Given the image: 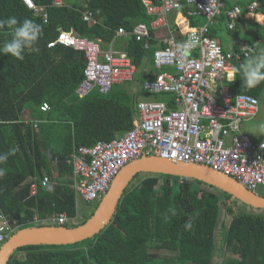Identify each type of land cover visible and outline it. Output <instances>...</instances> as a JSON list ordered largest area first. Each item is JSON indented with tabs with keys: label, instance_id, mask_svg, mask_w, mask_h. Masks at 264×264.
<instances>
[{
	"label": "trees",
	"instance_id": "obj_1",
	"mask_svg": "<svg viewBox=\"0 0 264 264\" xmlns=\"http://www.w3.org/2000/svg\"><path fill=\"white\" fill-rule=\"evenodd\" d=\"M31 1L47 14L45 23L21 0H0V19L27 18L43 29L35 45L39 51L25 49L23 61L0 53V153L17 148L0 165L6 170L0 178V214L17 230L44 225L33 219L52 214L75 218L73 173L64 157L73 147H90L130 130L134 116L131 99L114 90H93L79 98L75 91L83 80V54L61 46L47 48L48 43L59 30L99 41L102 49L113 41L136 68L151 52L133 35L116 37L120 28L130 34L138 23L150 22L143 0H62L59 7L55 0ZM87 13L96 24L83 21ZM10 38L11 29H0V46ZM235 76L233 95L262 100L264 82L247 88ZM43 103L48 110L40 111ZM44 175L49 176L51 192L41 186ZM33 184L36 192L31 195ZM238 204L202 182L150 174L124 191L109 225L94 237L67 246H25L14 251L7 264H213L221 212L229 219L219 225L221 247L231 255L221 264H264V210L246 206L252 210L246 212ZM91 214L67 226H79ZM189 219L193 227L185 230Z\"/></svg>",
	"mask_w": 264,
	"mask_h": 264
},
{
	"label": "built area",
	"instance_id": "obj_2",
	"mask_svg": "<svg viewBox=\"0 0 264 264\" xmlns=\"http://www.w3.org/2000/svg\"><path fill=\"white\" fill-rule=\"evenodd\" d=\"M34 15L47 14L31 0H21ZM147 16L152 17L155 30L168 27L170 13L187 7L188 16H201L205 23L187 30L186 39L197 38V45L185 59L183 67L175 54L176 41L169 35L162 47L152 55L156 74L144 80L142 88L150 94L173 95L174 108L159 101L138 104V119L134 128L110 142H97L92 147H79L64 157L72 168V189L76 202L98 204L106 195L119 172L141 157L154 156L169 162L201 165L221 173L243 186L252 194H264V135L260 140L242 133V125L253 121L259 113V99L247 94L232 95L224 81L233 66H241L247 57L257 51L258 43H242L237 50L224 51L218 41L210 37V30L222 14L232 30L243 11L254 12L256 3L247 7L237 5L226 8L224 0H159L142 1ZM59 7L62 0H55ZM91 21V14L83 17ZM118 35L125 31L119 29ZM136 42L149 39L144 25L132 31ZM185 39V40H186ZM61 46L83 54L85 68L83 80L75 93L84 98L91 91L107 94L114 85L130 82L136 67L125 53L102 51L97 41L87 40L70 31L59 30L47 48ZM147 46V45H146ZM171 67L172 72L164 70ZM43 103L40 111L48 110ZM57 159L53 164L56 165ZM49 182L44 175L41 186ZM36 186H31V195ZM73 219L65 213L49 218L46 224L67 226ZM36 218L33 223H45ZM16 227L0 214V245Z\"/></svg>",
	"mask_w": 264,
	"mask_h": 264
},
{
	"label": "water",
	"instance_id": "obj_3",
	"mask_svg": "<svg viewBox=\"0 0 264 264\" xmlns=\"http://www.w3.org/2000/svg\"><path fill=\"white\" fill-rule=\"evenodd\" d=\"M167 175L196 180L225 193L239 203L255 210H264V196L252 194L235 180L201 165L169 162L154 156H144L129 163L114 178L106 195L92 215L76 227L35 225L15 231L0 246V264H7L14 251L25 246H67L94 237L105 229L125 190L138 174Z\"/></svg>",
	"mask_w": 264,
	"mask_h": 264
},
{
	"label": "crops",
	"instance_id": "obj_4",
	"mask_svg": "<svg viewBox=\"0 0 264 264\" xmlns=\"http://www.w3.org/2000/svg\"><path fill=\"white\" fill-rule=\"evenodd\" d=\"M149 1H152L155 4L159 0H149ZM250 3H256V5H257L256 10L254 12H248L247 10L243 11L242 14L239 16V19L236 21V24L232 30H229L227 28V25H228L227 20L221 19V17L224 16L223 14L216 19L215 24L211 28L210 37L215 39L216 41H218L224 51H234L242 43H258L257 51L255 53V54H258V48L260 47V45L262 43H264V0H225V5L227 4L230 7L237 5V6L244 8V7H247ZM228 6H226V8ZM187 12H188L187 7L184 6L179 11L170 13L167 17V21H168L167 29L166 28H162L159 30L153 29L151 27L152 17L150 19V17L147 15L146 16L148 17V19H150V22L138 23L137 25H135L133 27V29H135L138 25H144L145 26L146 30L148 31L149 39H144L140 42L143 44V48L145 50H147L148 52L149 51H151V52L149 53L148 56H145L141 60L139 66L135 70L134 77L132 78V80L130 82L114 85L113 88L111 89V90L118 92V94L120 96L123 95V96L131 99L133 111H134L131 129L134 128V125L138 119V115H139V111L137 109L138 104H140L144 101H159V102H163L166 104L168 103V104H170V108H174V104H173V98L174 97H173V95L161 96L160 94H150L142 88V83L144 80L152 79L153 75L156 74V71L153 68L152 55L156 49H159L163 46L162 41L164 40V38H166L169 35V33H171V35L174 37L176 42H180V41H183L186 39L187 30L201 26L205 23V19L203 17H201V16H196V17L188 16ZM83 21H84V19H83ZM85 22H88L89 24H96L97 23L96 19L92 20V15H91V21H85ZM120 29H122V28H120ZM133 29H132V31H133ZM237 33L240 36L239 38H238ZM218 34H221V36H218ZM128 35L132 36V32L130 34L125 32L124 35H118L116 32L117 38L118 37L126 38ZM227 35H229V36H227ZM230 36H232V37H230ZM84 39H87V38H84ZM87 40H89V39H87ZM92 41H96V40H92ZM97 42L99 43V41H97ZM99 45H100V43H99ZM100 48H101V46H100ZM119 49H121V48H119ZM108 50H112L114 52L124 53L123 51L115 48L113 41L109 45H107L106 49H102V51H108ZM145 61H146V64L144 63ZM164 70L172 72L173 69L171 67H169L168 69H164ZM235 75L236 74L229 73L228 78L224 81V84L227 86L230 93H231L232 84H233L235 77H236ZM250 128H251V126H250ZM250 128L249 129H245V128L243 129V125H242V127H241L242 133L249 136L251 139L260 140L262 138V136L256 135L253 132V130ZM126 132L127 131L116 135L112 140L120 138ZM112 140L99 141V142H110ZM92 146H90V147H92ZM79 147H86V146L73 147L72 150H74L75 148H79ZM79 203H81V201L76 202V209H77V207H79ZM83 204H85V203H83ZM86 206H88V207L94 206V208L92 210L94 212V210L96 209V206H98V204L86 205ZM81 215H82V217H81V219H82L84 214H81ZM53 216H54V214H52V217ZM79 217H80L79 212L76 211L75 218H72V219L75 220V219H78ZM49 218H51V216L46 218L45 220H42V222L47 221ZM43 224L44 225H50V224H46V222ZM72 224H73V222L72 223L70 222V225H72Z\"/></svg>",
	"mask_w": 264,
	"mask_h": 264
},
{
	"label": "clouds",
	"instance_id": "obj_5",
	"mask_svg": "<svg viewBox=\"0 0 264 264\" xmlns=\"http://www.w3.org/2000/svg\"><path fill=\"white\" fill-rule=\"evenodd\" d=\"M5 27L11 29V38L4 41L2 46H0V53L23 61V52L25 49L30 48L33 52L39 51V48L35 45L37 44L43 32L42 26L40 24L35 23L34 21L27 18L21 22L13 16L6 19H0V29ZM197 43L198 41L195 36H191L186 40L176 43L175 54L180 60L181 67H183L185 59L189 56L190 51L196 47ZM231 73L239 75L244 86L247 88H255L260 85L262 82H264V49H261L258 54L247 57L241 66H233ZM253 132L258 135H264V122L254 125ZM16 151L17 148L13 147L10 148L6 153H0V165L5 164L9 156L15 155ZM5 174V168L0 167V178H3ZM45 186L49 192L54 190L53 186L48 184L47 181H45ZM169 211L171 215H176V210L174 207H171ZM192 227L193 225L190 219L185 221V230H190Z\"/></svg>",
	"mask_w": 264,
	"mask_h": 264
},
{
	"label": "rangeland",
	"instance_id": "obj_6",
	"mask_svg": "<svg viewBox=\"0 0 264 264\" xmlns=\"http://www.w3.org/2000/svg\"><path fill=\"white\" fill-rule=\"evenodd\" d=\"M237 35H238V33H237ZM218 36H221V34H218ZM227 36H229V35H227ZM230 37H232V36H230ZM239 37L240 36L238 35V38ZM261 49H264V43H262L260 45V47L258 48V53H259V51ZM144 63L146 64V61ZM262 85L264 86V83ZM260 96L262 97V100H260V103H259V113H258L257 117L252 122L244 123L243 124V129L244 128L245 129H249L250 126H251L250 129L253 130V126L254 125H256V124H258L260 122H264V90H263V92H262V94ZM256 135H258V134H256ZM147 176H150V174H148V173L147 174L146 173L140 174V176L137 179H135V180L132 181L131 187H133L134 185H136L137 182L140 179H143V178H145ZM260 195L263 196L262 194H260ZM238 206H239L240 209H242V210H244L246 212L252 211L249 208H247L246 206H243L242 204H238ZM93 208H94V206L88 207L85 204H83V202L79 203V207H77L76 210L79 212L80 217L78 219H75V220L73 219V221H72L73 224L78 225V223L80 221H82V219H81L82 215L81 214H84V216H86L90 212L93 213V211H92ZM228 221H229V219L228 218H224L223 213L221 212V215H220V218H219V221H218L219 223L217 225L216 232H215V239H214L215 240V249H214L213 257H212V263L213 264H221L222 261H224L225 259H227L228 257L231 256L226 251H224V249L221 247V236H220L221 233H220V230H219L220 223L223 222L224 224H228ZM161 253L162 252H157V255H160Z\"/></svg>",
	"mask_w": 264,
	"mask_h": 264
},
{
	"label": "bare ground",
	"instance_id": "obj_7",
	"mask_svg": "<svg viewBox=\"0 0 264 264\" xmlns=\"http://www.w3.org/2000/svg\"><path fill=\"white\" fill-rule=\"evenodd\" d=\"M263 195V194H262Z\"/></svg>",
	"mask_w": 264,
	"mask_h": 264
}]
</instances>
